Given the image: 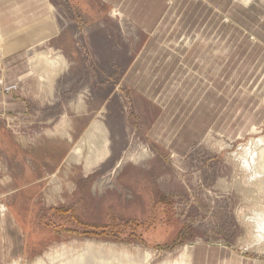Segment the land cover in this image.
<instances>
[{
  "label": "rangeland",
  "instance_id": "obj_1",
  "mask_svg": "<svg viewBox=\"0 0 264 264\" xmlns=\"http://www.w3.org/2000/svg\"><path fill=\"white\" fill-rule=\"evenodd\" d=\"M49 4L63 33L30 47L25 72L1 83L32 108L0 119V193L20 187L0 208L16 214L26 244L13 257L12 236H1L0 264H57L91 240L126 264L177 259L196 244L264 264V178L251 162L264 141V0ZM58 54L64 65L52 67ZM96 121L100 137L87 142ZM19 134L35 140L29 153ZM98 137L106 152L88 167ZM65 146L57 168L20 162L59 158Z\"/></svg>",
  "mask_w": 264,
  "mask_h": 264
},
{
  "label": "crops",
  "instance_id": "obj_2",
  "mask_svg": "<svg viewBox=\"0 0 264 264\" xmlns=\"http://www.w3.org/2000/svg\"><path fill=\"white\" fill-rule=\"evenodd\" d=\"M62 33L58 21L52 14L49 0H0V119L1 116L6 114L23 116L24 114L30 113L32 106H30L28 100L15 93L3 94L1 91V83L14 82L25 72L27 67L25 58L27 50L30 47L36 46L39 43L47 44L53 36H60ZM71 129L70 126L68 130L71 131ZM4 132V125L0 120V163L4 162ZM16 142L19 143L20 148L28 150V153L34 149L33 147H36L35 140H31L22 134L16 135ZM56 143H61V146L62 144H68L62 139ZM65 149H63L64 152L61 153L59 158L56 159L47 156L38 159L37 156L30 154L26 158H22L20 162L29 165L31 163L40 164L54 161L57 168L69 153V147L65 146ZM28 168L31 169L29 166ZM1 169L0 166V171H2ZM0 177L4 178L3 175ZM43 177L42 175L36 176V178ZM19 190L20 187L14 186L6 192L0 193V195L16 194ZM5 210L7 211V208ZM5 234L12 236L13 244L11 246L14 250L13 257L16 256V252L24 253V246L26 244L21 238L22 232L17 224L16 214H6L5 216L2 214V218L0 219L1 251H4L1 245V236H5ZM221 251L219 254H216L217 252H210L202 245L196 244L191 251L190 264H257L253 261H235L231 256H222ZM3 257L4 255L0 254V261Z\"/></svg>",
  "mask_w": 264,
  "mask_h": 264
},
{
  "label": "bare ground",
  "instance_id": "obj_3",
  "mask_svg": "<svg viewBox=\"0 0 264 264\" xmlns=\"http://www.w3.org/2000/svg\"><path fill=\"white\" fill-rule=\"evenodd\" d=\"M0 55H1V51H0ZM44 58H47V55H45L44 53H37L36 54L37 60L42 61ZM52 59H54V58H52ZM55 59H56V61L52 64V67L55 66L56 64H59L60 62H62V64H63L64 60H63V58L61 60V56L59 57V54ZM57 69H54V70L56 71ZM97 122L98 121H96L97 125H95V124L92 126L90 125L91 127L89 128V130L85 134V136H86L85 141L88 142L89 139L91 140L92 135H94V133H95L94 131H97V136L100 137V135H98V131L100 130V128H99ZM100 127H101V125H100ZM97 136L95 135V137H97ZM99 141H101L100 138H99ZM105 142L103 144H102V141L99 142V145L102 144V146L100 145L99 147H98V145H96L97 144L96 140L95 141L93 140L89 144L92 146V150L87 155L86 161L88 162L89 166L88 165H86V166L90 167L91 164L92 165L95 163L97 164V161H99L102 158V156L106 152ZM259 143L262 144L261 145L262 147L259 146V148L253 149L252 153H254V155L251 157V162H252V166L254 167V174L259 178H264V141L260 139ZM76 148L79 149V147H77V146H76ZM77 151H75V153ZM71 157H73L74 159L76 158V157H74V155H72ZM77 157H79V156H77ZM71 160L73 161V159H71ZM247 165L249 166V164H247ZM1 213L3 215H6V210L4 207H1ZM255 221H256V226L259 229H262L264 231V213L263 212L256 215ZM260 232H257V233L260 234ZM257 237H258L257 239H261L262 235H258ZM190 249H191V246H189V247L186 246L177 259H173V260L167 259V260H165L159 264H190V259H191V250ZM51 259L52 260H59L57 264H126V263H128L127 261L129 260V258L126 259L125 257H121V255L119 253H116V251H114L111 247L105 248V247H103V245H101L100 242L97 243L94 240L86 241L84 243V245L82 246V249L80 250V252L76 256H74V255L67 256L66 255V257L62 258L61 255H56V256H53ZM147 259H148V254L146 253L144 258L138 259L135 257V258H133L132 262L131 261L130 262L131 263L137 262V264H139L138 261H144V260L146 261ZM14 264H16V263H14ZM37 264H41V262L38 261Z\"/></svg>",
  "mask_w": 264,
  "mask_h": 264
}]
</instances>
